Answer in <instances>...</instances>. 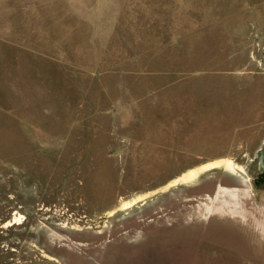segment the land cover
<instances>
[{"label":"rangeland","instance_id":"374dc122","mask_svg":"<svg viewBox=\"0 0 264 264\" xmlns=\"http://www.w3.org/2000/svg\"><path fill=\"white\" fill-rule=\"evenodd\" d=\"M262 230L264 0H0V264H264Z\"/></svg>","mask_w":264,"mask_h":264},{"label":"crops","instance_id":"0c3cea01","mask_svg":"<svg viewBox=\"0 0 264 264\" xmlns=\"http://www.w3.org/2000/svg\"><path fill=\"white\" fill-rule=\"evenodd\" d=\"M220 189H222V187H220L217 190L216 189L214 190V194H213L214 197L212 196L211 199L212 201L214 200V203L218 206L215 205L216 207L213 210H210L208 212L209 215H214V216L219 215L220 217H226V218L230 217L233 221H236V225L239 227V228H236V230L243 232L244 236L245 234H250V232L252 233L253 231L257 230L254 228V224L252 223V220H251V217H254L255 212L253 211L251 215L244 214L245 212L243 208V203L247 202L248 195H246L247 197L246 196L244 197V193L242 194L238 193V196L240 195L242 198L240 199V197H236L235 199H237V204L236 206L235 205L233 206L234 202L231 198L228 201L226 200L222 202L221 198L223 197L224 194L220 192ZM211 219L215 220L213 218ZM253 222H254V219H253ZM260 233L264 234L263 230Z\"/></svg>","mask_w":264,"mask_h":264},{"label":"bare ground","instance_id":"6f19581e","mask_svg":"<svg viewBox=\"0 0 264 264\" xmlns=\"http://www.w3.org/2000/svg\"><path fill=\"white\" fill-rule=\"evenodd\" d=\"M223 163H225V162H223ZM216 164H217V162H216ZM228 164H229V162H228ZM227 164V165H228ZM211 165H214V164H211ZM229 166V165H228ZM201 171H202V169H197V170H195V172H193V171H191V172H188L183 178H182V181L184 180L185 182H188L189 180L190 181H193L194 179H195V177L198 175V174H200L201 173ZM224 190V189H223ZM226 190V189H225ZM233 206L235 205L236 206V200H235V198L233 197ZM233 210V209H232Z\"/></svg>","mask_w":264,"mask_h":264},{"label":"trees","instance_id":"16d2710c","mask_svg":"<svg viewBox=\"0 0 264 264\" xmlns=\"http://www.w3.org/2000/svg\"><path fill=\"white\" fill-rule=\"evenodd\" d=\"M256 184H257V182H256Z\"/></svg>","mask_w":264,"mask_h":264}]
</instances>
